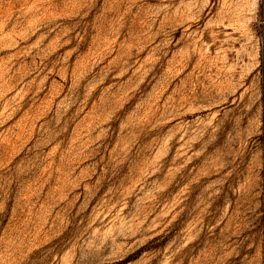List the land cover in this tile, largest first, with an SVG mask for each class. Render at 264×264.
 <instances>
[{
  "label": "rangeland",
  "instance_id": "obj_1",
  "mask_svg": "<svg viewBox=\"0 0 264 264\" xmlns=\"http://www.w3.org/2000/svg\"><path fill=\"white\" fill-rule=\"evenodd\" d=\"M0 264H264V0H0Z\"/></svg>",
  "mask_w": 264,
  "mask_h": 264
}]
</instances>
